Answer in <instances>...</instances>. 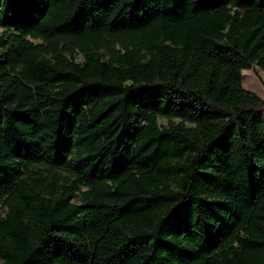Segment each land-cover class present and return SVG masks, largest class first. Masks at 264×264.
I'll list each match as a JSON object with an SVG mask.
<instances>
[{
    "label": "trees",
    "instance_id": "trees-1",
    "mask_svg": "<svg viewBox=\"0 0 264 264\" xmlns=\"http://www.w3.org/2000/svg\"><path fill=\"white\" fill-rule=\"evenodd\" d=\"M254 67L264 0H0V264H264Z\"/></svg>",
    "mask_w": 264,
    "mask_h": 264
},
{
    "label": "rangeland",
    "instance_id": "rangeland-1",
    "mask_svg": "<svg viewBox=\"0 0 264 264\" xmlns=\"http://www.w3.org/2000/svg\"><path fill=\"white\" fill-rule=\"evenodd\" d=\"M242 84L246 90L264 99V71L256 67L251 70H244L242 72ZM159 123L164 125L165 121L160 120Z\"/></svg>",
    "mask_w": 264,
    "mask_h": 264
}]
</instances>
